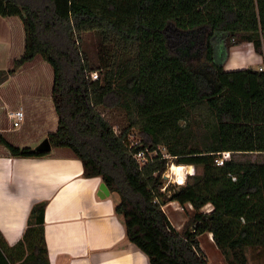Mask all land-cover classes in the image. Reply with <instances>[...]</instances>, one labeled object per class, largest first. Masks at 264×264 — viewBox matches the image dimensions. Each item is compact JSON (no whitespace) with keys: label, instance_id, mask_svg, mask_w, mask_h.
I'll use <instances>...</instances> for the list:
<instances>
[{"label":"trees","instance_id":"obj_1","mask_svg":"<svg viewBox=\"0 0 264 264\" xmlns=\"http://www.w3.org/2000/svg\"><path fill=\"white\" fill-rule=\"evenodd\" d=\"M0 16L23 24L24 54L14 68L38 58L53 70L52 147L69 150L85 178L106 184L125 239L150 264H209L199 240L206 233L226 264H249L246 249L264 247V162L215 160L264 154V72L226 71L220 55L245 43L263 55L264 0H0ZM85 33L100 38L96 66L81 48ZM116 108L128 117L118 132L100 112ZM134 131L142 140L130 148ZM0 145L15 158L49 155L2 136ZM159 147L178 165L202 168L168 188L169 197L162 192L169 161L160 154L141 168L134 159ZM161 201L192 207L181 230ZM46 208V201L32 208L17 246L0 233V264H51Z\"/></svg>","mask_w":264,"mask_h":264},{"label":"crops","instance_id":"obj_2","mask_svg":"<svg viewBox=\"0 0 264 264\" xmlns=\"http://www.w3.org/2000/svg\"><path fill=\"white\" fill-rule=\"evenodd\" d=\"M7 19L17 31L21 26L24 32L20 18ZM23 35L25 36V32ZM255 53L252 44H241L233 54L243 56L242 58L248 55V60H245L248 62L240 64L235 61L228 66L224 61L221 63L226 71L256 70L252 66L255 63L259 68H264V55L258 61ZM37 60L39 59L29 64ZM237 65L243 66L238 68ZM12 77L16 78L17 75ZM27 99L29 100L24 101L25 103L33 101L31 98ZM51 100L52 95L49 96L48 106L53 110ZM33 104L35 113L36 110L42 111L45 108V103H42L43 109L38 107L39 101H34ZM57 127L58 118L55 119V130L44 131V134L23 131L18 136L10 137L9 129L0 128V136L10 144L22 147L39 143L55 132ZM29 139L32 144L25 142ZM191 167L194 166H186ZM187 172L190 176L188 169ZM83 173L81 161L69 150L53 148L44 157L15 158L0 145V233L5 242L11 248L17 246L23 239L32 208L37 203L46 201L44 227L51 264H150L147 255L125 239L123 224L115 213L114 196L111 193L106 198L98 195L103 181L100 178H85ZM171 204L168 206L171 207ZM212 211L213 206L210 204L202 209L207 214ZM174 212L178 211L174 209ZM182 224L180 222L174 227L181 230ZM206 235L209 243L210 239L214 242L212 234ZM215 247L218 249L216 245ZM247 250L255 251L258 257L264 256V247L247 248L248 257ZM12 255L16 258L17 252L14 251Z\"/></svg>","mask_w":264,"mask_h":264},{"label":"rangeland","instance_id":"obj_3","mask_svg":"<svg viewBox=\"0 0 264 264\" xmlns=\"http://www.w3.org/2000/svg\"><path fill=\"white\" fill-rule=\"evenodd\" d=\"M22 33V34H21ZM22 38H21V35ZM22 27L20 26L19 31L14 27V25L8 21L7 18H3L0 16V128L9 129V133H11L10 137L18 136V133L32 132L38 134H44V131H53L55 130V119L57 118L54 109L50 110L48 106L49 96L52 93L53 87V70L50 65L43 60H37L32 64H27L22 68L15 69L14 61L20 58L24 54L25 47V36L23 35ZM264 40V39H263ZM100 43V38L95 33H85L83 35V42L81 43V48L83 52L86 53L90 62L96 66L98 63V47ZM236 46H232L229 50L222 51L220 58L224 60V63L231 65V62L238 61L240 64H244L248 61V55L246 58H242L243 56H238V54H233L236 50ZM263 50H264V42H263ZM257 55V60H261L263 55ZM254 54V55H255ZM255 55V56H256ZM245 61V62H244ZM252 65V64H251ZM238 68L243 65H237ZM250 66V65H249ZM254 68L258 70L259 65L255 63ZM14 69L15 73L10 74L11 70ZM17 75V77H12ZM100 74L98 72H94L91 74L93 79L98 78ZM31 98L33 101L30 103H25L24 101H28ZM39 101L40 105L38 107L43 109V104L45 103V108L42 111H37L35 113V108H33V102ZM52 102V100H51ZM22 107L25 113V121L21 125L20 128L14 129L12 128V121L10 120L9 113L10 111L16 110ZM100 112L104 115L105 119H107L114 127L121 126L126 127L128 125V117L124 109L116 108L112 111H106L104 109H100ZM28 128V129H26ZM36 140V137H34ZM46 137L42 140L44 141ZM33 140V139H32ZM142 137L139 135L138 131L132 132V141H141ZM28 141L25 142H29ZM42 141L39 143L32 144L33 142H29L32 145H21L22 147H30L35 149ZM230 159L244 163V162H264V154L263 153H233L230 155ZM178 165L176 160L170 159L168 168L163 175V181L165 184H169V189L172 187H176L179 184L177 183L176 178L173 177V165ZM184 166V165H178ZM190 176L187 175V168L185 166L184 173L187 175L184 178V183L189 181V177L200 175L202 173L201 167H191L189 171ZM167 178V179H166ZM165 195L169 197L171 192L166 191ZM117 201V198H115ZM171 203L163 206L164 211L166 212L168 218L170 219L173 226H177L180 222H182V227L188 220L190 214H193V210L191 207H181L179 204H171L172 206H168ZM176 209L178 212H174ZM203 251L208 259L209 264H226L225 258L219 249H216L214 242L210 239V243L208 242V236L202 235L199 238ZM248 261L249 264H264V256L258 257L255 251L247 250Z\"/></svg>","mask_w":264,"mask_h":264},{"label":"built area","instance_id":"obj_4","mask_svg":"<svg viewBox=\"0 0 264 264\" xmlns=\"http://www.w3.org/2000/svg\"><path fill=\"white\" fill-rule=\"evenodd\" d=\"M259 71L264 72V68L260 67ZM10 119L12 120V124H13V128L14 129H18L21 127V125L24 123L25 121V113L23 111V109H18L16 111H13L9 114ZM116 132H118V127L116 129V127L114 128ZM138 144H140V141H136L133 142L132 141V136H130V148L137 146ZM162 155V159H167L168 161L170 159L175 160L173 157L169 156L168 152L166 151L165 148L163 147H159L158 149H150V148H145L144 151H140L137 154L134 155V159L135 161L138 163V165L142 168L146 165H148L149 163H151L155 158L159 157V155ZM232 153H224L222 154L220 157H218L215 160V163L217 166L221 167L224 165L225 160L230 159V155ZM182 167L181 170V174L180 175H175V178L177 180V183L179 185L184 184V178L187 176L184 173V169H185V165L184 166H180ZM185 176V177H184ZM169 179L173 180V175L172 178L169 177ZM169 184H164L163 188H162V192H166L168 190Z\"/></svg>","mask_w":264,"mask_h":264},{"label":"water","instance_id":"obj_5","mask_svg":"<svg viewBox=\"0 0 264 264\" xmlns=\"http://www.w3.org/2000/svg\"><path fill=\"white\" fill-rule=\"evenodd\" d=\"M52 149L53 147L51 145L50 140L46 138L34 150L38 153L50 154L52 152ZM98 195L101 198H106L110 195V191L104 182L100 186V192L98 193ZM160 203L162 206H165L168 204L166 201H161Z\"/></svg>","mask_w":264,"mask_h":264},{"label":"bare ground","instance_id":"obj_6","mask_svg":"<svg viewBox=\"0 0 264 264\" xmlns=\"http://www.w3.org/2000/svg\"><path fill=\"white\" fill-rule=\"evenodd\" d=\"M171 168H173V177L174 178H175L176 173H177V175L181 174L182 167L174 164ZM187 169H188V171L191 170V168H187Z\"/></svg>","mask_w":264,"mask_h":264}]
</instances>
